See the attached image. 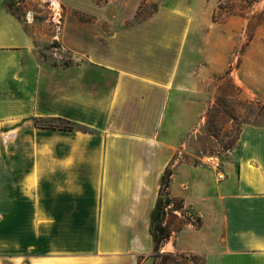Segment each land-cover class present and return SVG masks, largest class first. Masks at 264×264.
Returning a JSON list of instances; mask_svg holds the SVG:
<instances>
[{
    "label": "crops",
    "instance_id": "0c3cea01",
    "mask_svg": "<svg viewBox=\"0 0 264 264\" xmlns=\"http://www.w3.org/2000/svg\"><path fill=\"white\" fill-rule=\"evenodd\" d=\"M144 1L160 5L141 21L97 22L132 20ZM195 2L64 0L53 60L0 0V136L22 164L4 177L22 202L11 198L0 264H154L150 213L168 166V195L191 219L161 250L264 264V125L240 127L222 178L178 157L208 104L203 75L224 69L222 38L203 33Z\"/></svg>",
    "mask_w": 264,
    "mask_h": 264
},
{
    "label": "rangeland",
    "instance_id": "374dc122",
    "mask_svg": "<svg viewBox=\"0 0 264 264\" xmlns=\"http://www.w3.org/2000/svg\"><path fill=\"white\" fill-rule=\"evenodd\" d=\"M92 1L99 5L104 3L103 0ZM159 5V2L144 1L139 5L134 19L121 24H110L102 20L97 22L106 30H116L145 19ZM195 5V22L203 29V33L208 32L215 41L219 38L220 42L222 38L218 49L224 52V69L218 75H203L199 86L202 91L207 92L205 94H209L208 104L178 147V157L182 161L204 164L205 158L212 156L222 164L235 157L239 130L244 123L264 125V0H196ZM5 6L33 35L38 53L56 60L58 28L64 12L69 9L64 0H5ZM61 58L65 62L69 61L67 55ZM37 124L54 127L68 125L56 119H37ZM0 146V206L5 208L1 212L0 231H7L10 227L9 213H15L9 209L13 204L11 198L22 201L18 198L17 189H13L9 180L4 177L7 172L19 174L22 164L16 165L10 161L11 155L4 146L2 136ZM168 169L169 166L165 171ZM164 199L162 195L157 205L160 210H155L149 227L151 235L156 234L160 239L156 244L153 238L154 264H174L171 255H167L174 253L161 250L170 235L164 238L165 233L161 234L158 226L164 223L165 230L171 234L183 222L191 219L182 202L179 203V209L175 210L171 205L164 206ZM164 207L167 210L161 215ZM156 253L160 256L156 257ZM176 260L185 264H202L200 255H183L176 257ZM5 262L10 263L7 259Z\"/></svg>",
    "mask_w": 264,
    "mask_h": 264
},
{
    "label": "trees",
    "instance_id": "16d2710c",
    "mask_svg": "<svg viewBox=\"0 0 264 264\" xmlns=\"http://www.w3.org/2000/svg\"><path fill=\"white\" fill-rule=\"evenodd\" d=\"M105 0H103L104 2ZM80 18H83V17H80ZM34 124L39 126V127H54V126H51L49 124H37V119L35 118L34 119ZM61 127V126H59ZM63 128H66V129H69L72 127V125H66V126H62ZM170 176H171V169H168L164 172V174L162 175L161 177V180H160V188H159V197H158V200L156 202V205L154 206L153 210L151 211L150 213V221L153 219V216H154V212L155 210H160V207H158L157 205L159 204V200H160V197L163 195L165 197L164 199V206L168 205V206H173V209L177 210L179 209V203L180 201L176 200V199H173L171 198L169 195H168V192H167V186H168V183H169V179H170ZM167 210V207H164L163 210L161 211V215L164 214V212ZM164 223L159 225L158 226V231L162 234L163 232L165 233V235L163 236L164 238H167L170 233L168 231L165 230L164 228ZM154 240L156 241V244L157 242H159V238L156 236V234H153L152 235ZM162 238V237H161ZM155 250V249H154ZM156 251H157V245H156ZM167 255H171V257L173 258V261H174V264H185V263H182V262H179L176 260V257H179V256H183V255H192L193 254H185V253H174V255L172 254H167ZM156 257L160 256L158 253L155 254ZM195 256V255H194Z\"/></svg>",
    "mask_w": 264,
    "mask_h": 264
},
{
    "label": "built area",
    "instance_id": "2783aa9c",
    "mask_svg": "<svg viewBox=\"0 0 264 264\" xmlns=\"http://www.w3.org/2000/svg\"><path fill=\"white\" fill-rule=\"evenodd\" d=\"M204 163L209 165L211 168H213L215 171H216V174L218 176V178H222L223 177V174L222 172L219 170L220 168V162L218 161V159L215 157H206L205 160H204Z\"/></svg>",
    "mask_w": 264,
    "mask_h": 264
},
{
    "label": "bare ground",
    "instance_id": "6f19581e",
    "mask_svg": "<svg viewBox=\"0 0 264 264\" xmlns=\"http://www.w3.org/2000/svg\"><path fill=\"white\" fill-rule=\"evenodd\" d=\"M216 159V158H215Z\"/></svg>",
    "mask_w": 264,
    "mask_h": 264
}]
</instances>
